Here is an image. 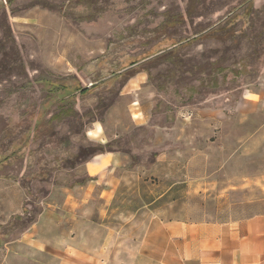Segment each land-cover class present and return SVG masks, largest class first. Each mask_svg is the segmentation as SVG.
Instances as JSON below:
<instances>
[{"label": "rangeland", "instance_id": "obj_1", "mask_svg": "<svg viewBox=\"0 0 264 264\" xmlns=\"http://www.w3.org/2000/svg\"><path fill=\"white\" fill-rule=\"evenodd\" d=\"M262 83L264 0H0V264H126L153 214H264V112L235 110ZM101 154L121 176L67 214Z\"/></svg>", "mask_w": 264, "mask_h": 264}, {"label": "crops", "instance_id": "obj_2", "mask_svg": "<svg viewBox=\"0 0 264 264\" xmlns=\"http://www.w3.org/2000/svg\"><path fill=\"white\" fill-rule=\"evenodd\" d=\"M74 81L78 82L77 79ZM137 109L145 117V108L141 104ZM235 110L248 115L264 112V83L257 91L244 90ZM207 111L216 120L227 119L224 108H211ZM89 130L98 128L93 125ZM121 160L119 155L112 157L101 154L90 158L86 162L88 173L85 179L70 186L75 187L66 197V213L73 216L78 209L92 202L94 194L99 193L104 198L108 189L112 191L108 184L113 178L121 176L117 169ZM82 224L84 226V220ZM82 231L70 238L73 241L79 237L83 241L89 240L84 228ZM37 241L46 242L48 239L38 238ZM137 243L124 254L128 258L126 264H264V214L226 222L170 221L153 214ZM39 252L42 253V249Z\"/></svg>", "mask_w": 264, "mask_h": 264}, {"label": "trees", "instance_id": "obj_3", "mask_svg": "<svg viewBox=\"0 0 264 264\" xmlns=\"http://www.w3.org/2000/svg\"><path fill=\"white\" fill-rule=\"evenodd\" d=\"M133 63H131V64H133ZM122 75H123V73L121 75H119V76L114 77L112 80H118V78H120V76H122ZM100 85L101 84H98V85L96 84V85L90 86V87H88V86H84L83 87L77 81H74L73 84L68 85L65 88H63V93L65 95L64 97L72 98L77 92H79L81 94H88L90 91H92L94 88H96L97 86H100ZM64 97H62V98H64ZM52 98H57V97H52ZM34 116H35V114L33 113L32 117H34ZM36 124L34 126H31V124H29L27 132L31 133L33 131H36ZM9 157L10 156H6L4 154H1L0 155V165L2 166V165H5L6 163H8L9 159H10ZM1 166H0V168H1ZM4 177H6V176H4ZM0 242L2 243V240Z\"/></svg>", "mask_w": 264, "mask_h": 264}, {"label": "water", "instance_id": "obj_4", "mask_svg": "<svg viewBox=\"0 0 264 264\" xmlns=\"http://www.w3.org/2000/svg\"><path fill=\"white\" fill-rule=\"evenodd\" d=\"M134 65H135V64L130 65V66H128V67H126V68H124V69H122V70H120V71H118V72H116V73H114V74H112V75H110V76H108V77L102 79L100 82L102 83V82H104V81L109 80L110 78H114V77H116V76H118V75H121L122 73H124L125 71H127L129 68L133 67ZM100 82H99V83H100ZM94 84H96V83H94ZM94 84H91V86H93Z\"/></svg>", "mask_w": 264, "mask_h": 264}, {"label": "bare ground", "instance_id": "obj_5", "mask_svg": "<svg viewBox=\"0 0 264 264\" xmlns=\"http://www.w3.org/2000/svg\"><path fill=\"white\" fill-rule=\"evenodd\" d=\"M136 117V116H135ZM103 131V127L101 125L98 126V130H89L88 135L91 137H96L98 133Z\"/></svg>", "mask_w": 264, "mask_h": 264}, {"label": "built area", "instance_id": "obj_6", "mask_svg": "<svg viewBox=\"0 0 264 264\" xmlns=\"http://www.w3.org/2000/svg\"><path fill=\"white\" fill-rule=\"evenodd\" d=\"M226 101H230V99L229 98H226Z\"/></svg>", "mask_w": 264, "mask_h": 264}]
</instances>
